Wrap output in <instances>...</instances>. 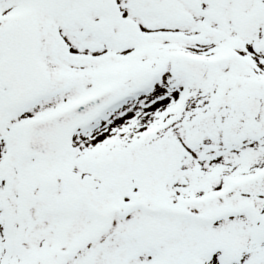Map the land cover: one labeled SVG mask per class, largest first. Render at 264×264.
Segmentation results:
<instances>
[{
    "label": "snow or ice",
    "instance_id": "1",
    "mask_svg": "<svg viewBox=\"0 0 264 264\" xmlns=\"http://www.w3.org/2000/svg\"><path fill=\"white\" fill-rule=\"evenodd\" d=\"M0 264H264V0H0Z\"/></svg>",
    "mask_w": 264,
    "mask_h": 264
}]
</instances>
